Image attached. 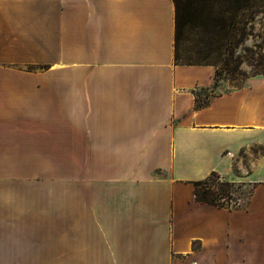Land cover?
I'll use <instances>...</instances> for the list:
<instances>
[{
  "label": "crops",
  "instance_id": "1",
  "mask_svg": "<svg viewBox=\"0 0 264 264\" xmlns=\"http://www.w3.org/2000/svg\"><path fill=\"white\" fill-rule=\"evenodd\" d=\"M34 1L0 0V264H264V75L196 108L215 66L175 63L173 0ZM12 4L60 21L56 60L4 58ZM211 172L246 205L197 201Z\"/></svg>",
  "mask_w": 264,
  "mask_h": 264
},
{
  "label": "rangeland",
  "instance_id": "2",
  "mask_svg": "<svg viewBox=\"0 0 264 264\" xmlns=\"http://www.w3.org/2000/svg\"><path fill=\"white\" fill-rule=\"evenodd\" d=\"M26 4H19L14 6L12 4V8L15 10H18L17 12H13L10 16V20L14 21H24L26 24L30 26L31 32H29L28 29L27 35L24 37H19L16 40V43H18L17 50L15 52H12L10 50L9 52L5 53V59H15V63H19L18 60L23 59H41L43 61L47 59L56 60V58L59 55V51H56L55 49H52V43L51 45H48L47 43V33L51 32L52 30H57V26L60 23V21L53 16L54 14L52 11H47L46 16L44 17L43 11L41 13L35 14L29 7L37 6V8H41L42 10L44 8L48 7V3L45 0H36L32 4L26 5V8L23 7ZM19 6V7H18ZM244 19H248L250 24L252 25V28L248 29L249 34H247L243 40L234 48L232 58L229 57L228 52L225 51L223 55L220 56L219 62H218V83L217 87L214 89L213 93H220L224 91H229L231 89H234L236 87L244 86L248 79L257 76V75H264V0H256L254 5L250 7V9L245 10L243 13ZM1 25V24H0ZM49 25V27H48ZM46 32V33H45ZM37 38V39H35ZM189 41L181 42L180 44V51L182 54L189 53L191 54L192 58L191 61L196 62L195 59L196 55V41L194 34L189 35ZM33 41V43L38 44V50L35 51V46L31 45L30 52L27 50L26 45L30 41ZM46 40V41H45ZM20 42L24 43V47L20 45ZM20 45V46H19ZM56 46V49L59 48V44H57L56 41H54V47ZM66 54H69V52H64V58L70 59L69 56ZM68 57V58H66ZM226 59V60H225ZM207 60L213 61L214 58L210 57ZM17 65V64H16ZM19 66V65H17ZM23 69L29 70V71H37V70H46L48 69V64H26L22 66ZM235 68H238V72L235 71ZM207 92V91H206ZM204 92V93H206ZM203 93V91H202ZM263 148L260 146L256 147H250L247 150L250 152H261ZM247 162V153L243 150L241 151L238 156L236 157L234 168L237 169V166H240ZM62 169L67 170L69 169V164H61ZM238 170V169H237ZM239 172V171H238ZM242 172H246V169H243ZM223 179V178H222ZM215 180V177L211 178L209 180L210 187L212 190L217 189L213 182ZM235 186L231 189L232 195L231 198H226L225 203L228 202L231 206H245L246 202L248 200V197L251 192V187L248 184H243L238 181ZM239 200L241 202L239 203ZM235 203H239L238 205Z\"/></svg>",
  "mask_w": 264,
  "mask_h": 264
},
{
  "label": "trees",
  "instance_id": "3",
  "mask_svg": "<svg viewBox=\"0 0 264 264\" xmlns=\"http://www.w3.org/2000/svg\"><path fill=\"white\" fill-rule=\"evenodd\" d=\"M255 1L173 0L175 7V63L211 64L215 66L214 84L211 87L194 91L196 108L205 106L210 97L217 94L213 91L218 83L219 58L225 51H229L228 55L232 58L234 48L249 34L248 29L252 28V25L248 19H244L243 13L250 9ZM190 34H194L196 38V55L194 56L196 62L191 61V54H182L180 51L181 42L189 41ZM210 57H213L214 60H207ZM235 71L238 72V68H235ZM234 173L238 175L239 172L234 168ZM213 177H215L213 185L217 188L215 190H212L209 183ZM219 178L220 176L216 172H211L205 179L195 181L193 184L196 200L217 206H229L225 200L231 198V189L237 182L227 178L220 181Z\"/></svg>",
  "mask_w": 264,
  "mask_h": 264
},
{
  "label": "built area",
  "instance_id": "4",
  "mask_svg": "<svg viewBox=\"0 0 264 264\" xmlns=\"http://www.w3.org/2000/svg\"><path fill=\"white\" fill-rule=\"evenodd\" d=\"M219 180L222 181L223 179L220 177ZM222 200H223V199H222ZM240 202H241V200H239V203H240ZM239 203H235V204L238 205ZM229 207H234V206L229 205Z\"/></svg>",
  "mask_w": 264,
  "mask_h": 264
}]
</instances>
